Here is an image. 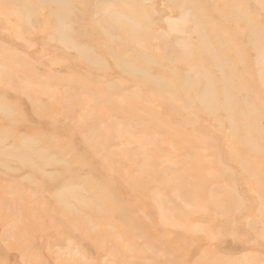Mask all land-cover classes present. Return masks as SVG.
<instances>
[{"label":"rangeland","instance_id":"374dc122","mask_svg":"<svg viewBox=\"0 0 264 264\" xmlns=\"http://www.w3.org/2000/svg\"><path fill=\"white\" fill-rule=\"evenodd\" d=\"M50 2L0 0V264H264V0Z\"/></svg>","mask_w":264,"mask_h":264},{"label":"bare ground","instance_id":"6f19581e","mask_svg":"<svg viewBox=\"0 0 264 264\" xmlns=\"http://www.w3.org/2000/svg\"><path fill=\"white\" fill-rule=\"evenodd\" d=\"M35 1H36V0H35ZM57 1H58V2H57ZM59 1H60V3H61V2H62V3L64 2V4H67V2H68V0H53L52 2H53V3L55 2V3H58V4H59ZM28 2H29V1H28ZM49 2H50V0H49ZM52 2H50V3H52ZM62 3H61V5H62ZM18 4H19V3H18ZM18 4H17V5H18ZM64 4H63V5H64ZM39 5H40V4H39ZM63 5H62V6H63ZM59 6H60V4H59ZM65 6H66V5H65ZM57 7H58V6H57ZM60 7H61V6H60ZM32 9H33V8H32ZM62 9H63V8H62ZM62 9H61V11H62ZM22 10H23V9H22ZM38 11H39V10H38ZM65 12H66V11H65ZM65 12H64V13H65ZM68 12H69V11H68ZM41 13H42V12H41ZM66 13H67V12H66ZM25 14H26V13H25ZM31 14H32V13H31ZM32 15H33V14H32ZM33 16H34V15H33ZM58 18H59V17H58ZM63 20H64V19H63ZM63 20H62V21H63ZM64 22H65V21H64ZM64 22H63V24H64ZM70 22H71V21H70ZM105 23H106V22H105ZM108 23H109V22H108ZM65 24H66V22H65ZM63 29L65 30V28H63ZM130 31H131V30H130ZM67 32H68V31H67ZM65 33H66V31H65ZM65 33H64V34H65ZM67 34H68V33H67ZM132 36H133V34H132ZM64 37H65V36H64ZM66 37H67V36H66ZM66 39H67V38H66ZM109 40H110V39H109ZM130 58H131V57H130ZM119 59H120V58H119ZM127 67H128V66H127ZM183 79H184V78H183ZM234 79H235V78H234ZM192 80H193V79H192ZM225 80H226V79L224 78V82H225ZM202 81H203V80H202ZM192 82H193V81H192ZM224 82H223V83H224ZM137 83H138V82H137ZM202 83H204V81H203ZM141 84H142V83H141ZM207 84H208V83H207ZM225 84H226V83H225ZM208 85H209V84H208ZM208 85H207V86H208ZM142 86H143V85H142ZM207 86H206L207 90H206V91L203 90V91L206 92V93L203 94L202 97H204V96H206V95H210V97H211L212 90L210 89V86H212V85L210 84L208 87H207ZM206 88H205V89H206ZM211 88H212V87H211ZM203 89H204V88H203ZM213 91H214V89H213ZM204 92H203V93H204ZM200 95H201V94H200ZM214 95H215V94H214ZM200 97H201V96H200ZM212 97H213V96H212ZM212 97L209 98V99H212ZM205 99H206V97H205ZM205 99L203 98L204 101H205ZM196 100H197V99H196ZM200 101H202V99H200ZM204 101H202V103H204ZM214 101H215V99H214ZM196 102H197V101H196ZM208 102H209V101H208ZM208 102H207V103H208ZM190 103H191V102H190ZM211 103H213V102H211ZM211 103H210V104H211ZM204 104H205V103H204ZM204 104H203V105H204ZM210 104H209V105H210ZM213 104H214V103H213ZM209 105H208V107H209ZM211 106H212V105H211ZM206 107H207V104H206ZM30 148H31V147H30ZM30 148H29V149H30ZM31 149H32V148H31ZM18 150H19V149H17V151H18ZM21 150H22V148L20 149V151H21ZM23 151H24V150H23ZM31 151H33V149H32ZM31 151H28V155H29V152H31ZM33 152H34V151H33ZM14 153H16V152H14ZM14 153H11V155L13 154V156H14ZM26 153H27V152H25V154H26ZM31 153H32V152H31ZM31 153H30V154H31ZM22 154H23V153H22V151H21V155H22ZM32 154H33V153H32ZM36 154H37V153H36ZM18 155H19V154H18ZM21 155H19V156H21ZM23 155H24V154H23ZM28 157H29V159H30V156H28ZM24 158H25V157H24ZM41 158H43V157H41ZM39 159H40V158H39ZM40 160H42V159H40ZM29 161H30V160H29ZM43 161H44V160H43ZM30 162L32 163V161H30ZM126 179H127V178H126ZM68 190H69V189H68ZM66 192H68V191H66ZM71 193H72V192H71ZM72 195H73V193H72ZM61 196H63V194H61ZM67 196H68V195H67ZM64 197H66V196H64ZM72 197H73V196H72ZM59 198H60V199H63V198H61L60 196H59ZM68 199H69V198H68ZM105 199H106V198H105ZM72 200H73V199H72ZM102 201H103V200H102ZM65 202H66V201H64L63 203H65ZM66 205H67V202H66Z\"/></svg>","mask_w":264,"mask_h":264}]
</instances>
